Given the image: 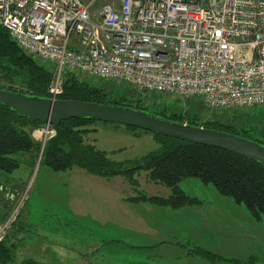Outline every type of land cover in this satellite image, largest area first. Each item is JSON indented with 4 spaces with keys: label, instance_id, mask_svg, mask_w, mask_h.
I'll list each match as a JSON object with an SVG mask.
<instances>
[{
    "label": "built area",
    "instance_id": "2783aa9c",
    "mask_svg": "<svg viewBox=\"0 0 264 264\" xmlns=\"http://www.w3.org/2000/svg\"><path fill=\"white\" fill-rule=\"evenodd\" d=\"M0 27L52 67V100L76 74L156 92L167 104L196 97L211 111L264 106V0H118L95 12L82 0H0ZM41 127L44 146L56 132ZM18 211L0 223V243Z\"/></svg>",
    "mask_w": 264,
    "mask_h": 264
},
{
    "label": "rangeland",
    "instance_id": "374dc122",
    "mask_svg": "<svg viewBox=\"0 0 264 264\" xmlns=\"http://www.w3.org/2000/svg\"><path fill=\"white\" fill-rule=\"evenodd\" d=\"M82 1L91 3L93 12L104 4H118V0ZM99 84L107 92L115 90V96L123 95L134 101L141 97L146 106H169L156 92L137 93L115 81ZM151 108L146 112L152 116ZM177 112L197 116L200 124L216 120L237 131L250 130L252 134L264 126V106L249 111H211L201 99L194 97L184 106L178 104ZM89 129L94 131L84 137L85 142L104 151L112 162L123 165L137 164L159 147L158 137L121 125L96 122ZM32 133L33 140L40 145L34 166L27 156H20L21 165L0 178V213L8 209L9 215L19 207L18 217L3 238L8 236L9 244L17 245V263L35 252V241L38 242L35 254H41L43 240L48 245H57L60 241L70 245L73 239H85L95 228H120L122 224L126 227L133 218L141 217L159 231L161 241L184 247L187 264H264V218H254L244 205L219 194L211 184L185 178L178 189L189 200L188 204L175 210L150 207L151 203L130 199L141 195L165 198L170 190L151 182L146 172L138 171L132 178H101L77 167L54 171L47 164L39 163L43 134L40 130ZM113 232L121 235L118 229ZM132 237L138 234L132 233ZM181 247L176 249L178 253ZM197 248L204 251V256L195 253ZM174 261V264H184L181 259Z\"/></svg>",
    "mask_w": 264,
    "mask_h": 264
},
{
    "label": "trees",
    "instance_id": "16d2710c",
    "mask_svg": "<svg viewBox=\"0 0 264 264\" xmlns=\"http://www.w3.org/2000/svg\"><path fill=\"white\" fill-rule=\"evenodd\" d=\"M52 70L50 65L40 64L25 55L0 27V90L47 98ZM99 83L91 79L81 80L76 74H66L63 82L64 93L59 99L93 102L143 112L152 107L154 117L232 134L264 147V126L252 134L250 130L237 131L231 125H224L216 120L200 124L197 116L190 117L177 112L176 102L158 108L154 105L146 106L141 97L134 101L123 95L115 96V90L107 92ZM96 122L99 121L70 119L54 127L56 135L43 146L39 163L47 164L54 171L77 167L101 178H132L138 171L146 172L151 182L165 186L170 194L165 198L141 195L130 200L172 209L189 203L180 193L178 184L185 178H196L204 184H211L219 194L244 205L254 218H264V166L261 164L225 150L152 134L159 139L158 149L143 157L137 164L123 165L112 162L104 151L85 142L84 137L94 131L89 126ZM40 125L43 123L29 122L0 105V178L11 174L21 165L20 156H27L30 165L34 166L40 154V145L33 140L31 133ZM7 215L8 209L4 214L0 213V223L7 219ZM15 251V245L9 244L7 236L0 243V264H36L33 260L17 263ZM195 253L204 256V251L199 248Z\"/></svg>",
    "mask_w": 264,
    "mask_h": 264
},
{
    "label": "water",
    "instance_id": "95a60500",
    "mask_svg": "<svg viewBox=\"0 0 264 264\" xmlns=\"http://www.w3.org/2000/svg\"><path fill=\"white\" fill-rule=\"evenodd\" d=\"M0 105L29 122L57 127L70 119H91L225 150L264 166V147L257 143L224 132L174 123L131 108L76 100L37 98L6 90H0Z\"/></svg>",
    "mask_w": 264,
    "mask_h": 264
},
{
    "label": "crops",
    "instance_id": "0c3cea01",
    "mask_svg": "<svg viewBox=\"0 0 264 264\" xmlns=\"http://www.w3.org/2000/svg\"><path fill=\"white\" fill-rule=\"evenodd\" d=\"M40 127L41 125L35 130H40ZM150 205L170 209L168 206L153 203ZM113 229H118L121 235L115 234ZM94 230H90L91 233H87L85 239L77 241L72 238L70 245L61 241L57 245L54 243L48 245V242L43 240L40 242L41 254H35L38 247V242L35 241L33 245L35 252L30 253L24 260H33L36 264H174L175 259H181L184 264L188 263L184 247L161 241L159 231L147 225L141 217L133 218L131 224L126 227L122 224L120 228L106 226ZM132 233L138 234V237H132ZM178 247H181L180 253L176 250ZM15 248L17 259V245Z\"/></svg>",
    "mask_w": 264,
    "mask_h": 264
}]
</instances>
